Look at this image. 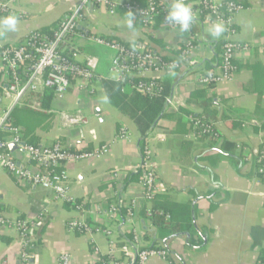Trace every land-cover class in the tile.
<instances>
[{
    "label": "crops",
    "instance_id": "crops-1",
    "mask_svg": "<svg viewBox=\"0 0 264 264\" xmlns=\"http://www.w3.org/2000/svg\"><path fill=\"white\" fill-rule=\"evenodd\" d=\"M81 1L14 0L8 13L0 10V18L14 14L19 18L18 26L16 31L0 35V44L21 42L33 31L58 24ZM165 1L169 9L170 0ZM199 1L186 0L192 8H197ZM242 3L244 8L236 15L237 37L248 49L236 54L237 72L231 81L205 85L198 81L195 73L184 76L183 71L164 77L173 84V102L166 103L168 110L177 113L183 108L189 112L183 114L189 123L193 115H201L216 126L221 136L217 140L203 139L196 135L194 126L191 132H186L184 126L181 132H175V120L160 119L147 141L154 152V170L164 186L153 200H145L139 188L143 152L139 147L141 135L134 122L108 100L115 112L104 103L94 105L98 107L95 113L90 104H82L81 93L96 95L101 90L106 97L101 84L94 94L71 87V93L80 95L73 104L67 103L59 111L51 108L49 112L53 115L48 116L43 126L33 130L21 128L30 143L37 138L39 144L59 142L84 152L108 145L110 152L100 158L68 161L58 168L69 173V192L83 206L81 209L63 202L52 192L16 181L0 168V216L12 221L5 227L0 226V264L6 260L22 264L19 258L22 237L15 225L19 220L34 222V256L29 264H58L62 254L71 256L76 264L96 263L109 253L112 242L119 246L131 245L132 241H126V234L133 235L132 229L124 223L127 214L124 218L121 213L112 216L109 207L113 202L134 197L137 199L135 232L141 246H168L179 264H258L264 251V178L256 173L254 156L260 140L264 139L260 114H256L260 92L264 107V0H243ZM98 8V13L96 7L85 11L80 20L81 32L151 48L164 57L178 56L190 46V58L206 68L219 62L223 34L218 39L210 36L206 31L209 25L202 18L193 24L190 32L181 33L179 27L165 26L163 14L145 29L130 13L112 15L105 7ZM130 16L134 17V30L127 28ZM76 41L83 47L81 58L96 56L101 73L113 77L109 63L114 52L109 47L82 39ZM196 89H203L202 93L211 100L204 99L202 93L193 97L191 93ZM65 95L57 98L63 99ZM4 97L0 89V103ZM60 112L79 114L84 121L68 124ZM123 129L128 131L126 138L120 137ZM224 139L239 143L243 149L238 151L237 148L235 157L219 154ZM185 140L192 147L191 158L187 160L182 159ZM10 152L19 163H30L25 151L16 147ZM138 172H142L140 178L131 181L128 174ZM154 208L168 212L165 225L153 224L150 215ZM76 217L109 228L113 234L108 237L103 232L88 234L68 229L69 221ZM142 220L155 231V238L143 229ZM171 224L184 229L196 227L197 233L173 237L168 230ZM149 264L170 263L157 256Z\"/></svg>",
    "mask_w": 264,
    "mask_h": 264
},
{
    "label": "built area",
    "instance_id": "built-area-1",
    "mask_svg": "<svg viewBox=\"0 0 264 264\" xmlns=\"http://www.w3.org/2000/svg\"><path fill=\"white\" fill-rule=\"evenodd\" d=\"M13 1L0 0V10L8 13ZM90 7H105L112 15L120 12L130 13L145 29H149L155 18L161 14L165 26L179 27L178 24L166 19L168 5L165 0H146L144 4L130 0H82L69 10L51 31H33L21 42L0 44V89L11 100L10 105L0 113V168L5 169L16 181L28 182L46 192H52L58 199L69 202L79 209L83 206L69 192V173L58 168L68 161L100 158L110 152L109 146L103 145L95 151L84 152L73 150L70 145H62L59 142L46 145L32 144L26 140L23 130L11 119L16 107L26 106L35 111L45 112L43 100L47 93H52L53 97H62L73 86L91 94L97 92L99 83L105 78L99 72V59L94 55L81 58L83 47L76 41L77 39L109 47L114 52L109 63V73L115 74L112 78L124 85V91H137L150 98L165 90L164 77L175 72L183 71L184 76L195 73L198 81L205 85L231 81L237 72L234 61L236 54L248 49V45L237 37L236 15L244 5L236 0H200L199 6L193 8L196 15L194 23L202 18L209 26L219 21L226 28L222 36L220 62L209 69L190 58L192 50L190 46L183 49L178 56L164 58L153 49L128 44L108 36L81 32L80 20ZM172 102V97H166L167 104L171 105ZM60 114L68 124L84 121L79 114L68 112ZM191 122L196 135L208 136L214 140L219 137V131L213 123L193 117ZM127 134V129H123L120 137L126 138ZM11 143H15L18 149L27 153L30 163L25 165L19 163L10 152ZM237 146L242 147L240 144ZM153 155L152 149L146 146L140 165L143 174L139 188L147 201L153 200L164 190L153 167ZM254 162L257 175L264 178V139L260 140ZM46 165L49 167L45 168ZM118 204L126 207L127 216L124 223L132 229L134 235L131 245L119 246L112 242L106 256H101L96 263L87 264H149L157 256L168 260L170 264H175L165 248H147L140 245V238L135 232L137 199L134 197L111 203L109 214L112 216L119 214ZM11 222L0 216V226L5 227ZM15 225L22 237L19 258L22 264H29L34 256L35 237L32 235L34 222L19 220ZM68 229L88 234L94 231L103 232L108 237L113 234V230L88 222L83 217L71 219ZM58 258V264H76L68 254H62ZM3 264L11 263L6 260ZM258 264H264V258L259 260Z\"/></svg>",
    "mask_w": 264,
    "mask_h": 264
},
{
    "label": "trees",
    "instance_id": "trees-1",
    "mask_svg": "<svg viewBox=\"0 0 264 264\" xmlns=\"http://www.w3.org/2000/svg\"><path fill=\"white\" fill-rule=\"evenodd\" d=\"M235 1V0H233ZM239 2H243V0H236ZM58 24H54L51 26L43 27V29H40L41 31H51V29L55 28ZM221 44V43H220ZM151 49V48H150ZM162 56V55H161ZM164 57V56H162ZM165 58V57H164ZM218 61L220 62V56L218 57ZM212 68L211 66H208V69ZM100 74L101 71L99 70ZM104 79L99 83L102 85V89L106 95V98L108 102L112 106H114L116 109H118L123 115H125L127 118L132 120L136 127L138 128L141 139L139 141V147L142 150L143 154L145 151V148L147 146V141L150 136V134L154 131L156 128L158 121L162 118L175 120L177 124V128L175 129V132H181L182 126L186 127V132H191L193 126L192 122H186L184 120L183 114L189 112L185 111L183 108H181L180 112H170L168 110V105L166 104V97H171L173 84L171 83V80L164 79L163 84L165 86V90L159 94L155 95L152 98H150L147 95H144L137 91H130V92H123L122 89L124 85H122L121 82H119L117 79L112 77H107L104 75ZM203 92V89H196L194 90L191 95L194 96H200V93ZM204 99L211 100L209 97L206 96L205 93H202ZM263 93L260 92L257 99V106H256V114H260L259 124L260 129L264 131V107L261 103ZM53 99L52 93H47L43 100V107L46 108L45 112H39L32 110L31 108H28L26 106L23 107H16L14 108V111L12 112L11 119L12 122H14L16 125H18L20 128H25L26 130H33L34 127L37 126H43L46 123V119L49 115H53V113H50L49 110L51 109V101ZM193 118H199L200 120L204 122H210L209 120H206L202 118L201 115H193ZM199 136V135H198ZM220 134L219 137L220 138ZM203 139H206L208 136H199ZM217 138V139H218ZM215 139V140H217ZM214 140V139H212ZM34 144H39L38 139L35 138L31 141ZM182 148H183V160H187L191 158L192 153V147L191 143L189 141H183L182 142ZM238 146L237 143L229 141L228 139H224L218 149L219 154H224L227 156L235 157V153ZM202 157V156H200ZM215 159L214 161H216ZM142 172L138 173H130L128 174L129 177H131L132 180H138L141 176ZM118 213H121L122 217L124 218L126 216V207H124L122 204H118ZM168 215V212L166 210H163L160 212L159 209L154 208L151 211L150 218L154 225L157 226H163L165 225L166 217ZM169 233L173 235V237H176L177 235H180L182 233H186L188 236H191L195 233H197L196 227H187L182 228L179 225H168ZM185 231V232H183ZM126 238L128 242L133 241V235L126 234ZM155 247H164L168 251L169 255H171V259L175 264H179V259L174 255L170 250L168 246L163 245H156ZM264 258V251H262V255L260 256L259 260H263Z\"/></svg>",
    "mask_w": 264,
    "mask_h": 264
},
{
    "label": "clouds",
    "instance_id": "clouds-1",
    "mask_svg": "<svg viewBox=\"0 0 264 264\" xmlns=\"http://www.w3.org/2000/svg\"><path fill=\"white\" fill-rule=\"evenodd\" d=\"M166 19L169 22L178 24L180 32L183 33L190 30L196 20V15L192 5L187 3L186 0H170V8ZM18 20L19 18L14 14L0 18V35H4L9 31H16ZM134 27V17L130 16L127 20V28L134 30ZM225 30V25L219 21L212 23L206 28L209 35L217 39L222 36Z\"/></svg>",
    "mask_w": 264,
    "mask_h": 264
},
{
    "label": "rangeland",
    "instance_id": "rangeland-1",
    "mask_svg": "<svg viewBox=\"0 0 264 264\" xmlns=\"http://www.w3.org/2000/svg\"><path fill=\"white\" fill-rule=\"evenodd\" d=\"M96 12L97 13L99 12L98 7H96ZM98 48H100L103 51L106 50L103 47H98ZM110 75L115 76L114 73H110ZM73 88H75V87H73ZM81 95H82V101H83L82 104H90V106L92 108H94L92 110V111H94V113H95L96 108H98L97 106L94 107V105H98L101 103H104V105L109 107L111 110H113V111L115 110L113 107H110V105H108L107 99L101 90L98 91V93L96 95H90V94H86V93H81ZM78 97H80L79 94L71 93V91H68V92H66V95L63 99L55 97L51 102L52 103L51 108L59 111L60 108H65L67 103L73 104L77 100ZM10 103H11V100L4 97L2 103H0V111L2 112V108L8 107L10 105ZM242 149H243V146L242 147L238 146V151L242 150Z\"/></svg>",
    "mask_w": 264,
    "mask_h": 264
},
{
    "label": "water",
    "instance_id": "water-1",
    "mask_svg": "<svg viewBox=\"0 0 264 264\" xmlns=\"http://www.w3.org/2000/svg\"><path fill=\"white\" fill-rule=\"evenodd\" d=\"M9 147H10V150H13V149H15L17 146H16L15 143H11ZM142 227H143V229L146 230L150 235H152L153 238H155V237L157 236V234H155V231H153L152 229H150V228L145 224V221H144V220H142Z\"/></svg>",
    "mask_w": 264,
    "mask_h": 264
}]
</instances>
